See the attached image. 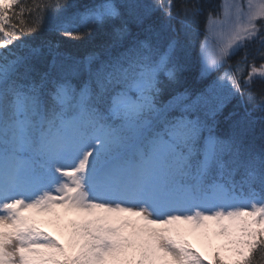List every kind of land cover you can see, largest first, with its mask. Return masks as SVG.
Returning a JSON list of instances; mask_svg holds the SVG:
<instances>
[{
  "label": "snow or ice",
  "instance_id": "snow-or-ice-1",
  "mask_svg": "<svg viewBox=\"0 0 264 264\" xmlns=\"http://www.w3.org/2000/svg\"><path fill=\"white\" fill-rule=\"evenodd\" d=\"M220 9L0 0V264H264V0Z\"/></svg>",
  "mask_w": 264,
  "mask_h": 264
},
{
  "label": "trees",
  "instance_id": "trees-1",
  "mask_svg": "<svg viewBox=\"0 0 264 264\" xmlns=\"http://www.w3.org/2000/svg\"><path fill=\"white\" fill-rule=\"evenodd\" d=\"M220 1L221 0H202V3L205 4L207 10H211L215 13H218L220 11ZM206 16H207V11H206L205 15L200 17L199 29L193 38V47L191 48L190 53H189V58L193 61V66L190 69V71L188 73H186L187 83L185 86H187L191 89L202 88L207 83H210L211 80L215 79L214 73L208 77L201 79L200 78V72H199L200 66H199L198 51H199V46L202 43L204 36H205L204 33H205V25H206ZM65 43L67 44V46L70 49L73 47H79L81 50H84L87 47H90V45H84V44L77 45L76 42H74V41H66ZM242 54L243 53L240 52V53H237L236 55L232 56L230 58L229 62L231 64H235L236 61H238L240 59ZM235 103L236 102L233 101L231 104L226 106L225 109L223 110L222 114H220L217 118L220 122L219 127L222 131H226L229 127L230 121H229L228 117H229V114L233 111V107H234ZM253 115H254V117L257 118V121H258L259 117L261 116V113L255 112ZM255 136H256L255 143H256L257 149H259L260 146L262 144H264V139H262L260 136V125L258 122H257L256 128H255ZM52 233H53V235L57 234L55 228H54V231ZM197 242L198 243L193 244L194 245L193 248H195L197 251L204 252L205 248H204V244H202L203 241L201 242V241L197 240ZM222 242H223L222 240H219V241L214 240V241H212V244L215 247V246H218ZM224 255L228 256L230 254L225 253ZM205 264H207V261L205 262Z\"/></svg>",
  "mask_w": 264,
  "mask_h": 264
},
{
  "label": "rangeland",
  "instance_id": "rangeland-1",
  "mask_svg": "<svg viewBox=\"0 0 264 264\" xmlns=\"http://www.w3.org/2000/svg\"><path fill=\"white\" fill-rule=\"evenodd\" d=\"M222 2H223V3H227V2H229V0H223ZM210 52H211V49H210ZM193 239H194L193 237H189V241L192 242ZM201 242H202V241H201ZM202 244H204V242H202Z\"/></svg>",
  "mask_w": 264,
  "mask_h": 264
}]
</instances>
